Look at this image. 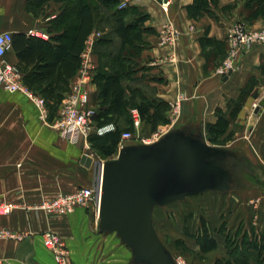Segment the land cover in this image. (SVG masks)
<instances>
[{"label":"crops","instance_id":"obj_1","mask_svg":"<svg viewBox=\"0 0 264 264\" xmlns=\"http://www.w3.org/2000/svg\"><path fill=\"white\" fill-rule=\"evenodd\" d=\"M193 3L194 0H171L167 11L154 1L128 6L132 9L128 13L134 11V15L126 18V22L130 23L138 13L145 16L137 50L129 49L135 66L134 77L144 79L141 87L145 96L168 105V121L158 127L169 126L171 130L200 136L207 145L228 153L225 168L232 174V185L225 192L208 191L156 206L151 214L152 225L155 230V209L202 197L197 203L207 212V221L215 231L211 236L216 248L202 253L193 238L182 235V239L193 242V252L186 255L190 264H264V253L258 255L255 249L243 251L250 240L264 238V45L240 50L232 62V72L226 77L220 73L229 53L227 37L231 27L242 23L249 30H263L264 17L254 15L258 7L256 0H206L197 17L187 12ZM61 6L60 0H0V33L42 39L50 43V54L55 55L53 38L58 30L53 25ZM169 21L180 35L174 45L160 47L159 32ZM99 28L98 12L95 29L79 53L75 74L66 78L58 66L50 80L34 84L40 88L30 91L53 105L59 101L52 99L54 96H46L45 88H59L55 94L64 99L78 78L85 54L91 72L87 89L94 109L97 90L93 78L101 64L100 54L110 57L115 53L113 49H120L119 36L110 33L108 26L104 30L108 29L110 42L101 49L98 41L106 31ZM4 60L20 69L25 87L24 78L30 79L33 70L42 72L37 68L41 65L37 55L25 64L12 49ZM180 96L184 99L173 120L171 108ZM63 99L56 109L46 106V119L41 120L37 108L24 94L0 88V200L13 206L9 215L0 216V229L22 236V240L0 242V261L2 264H57L42 244V233L50 231L62 240L69 264H135L131 249L116 233L99 229L94 204L76 208L64 216L49 215L41 208L60 195L91 186L97 175L93 166L87 169L80 163L90 144L88 147L83 142L69 144L52 128ZM254 105L258 106L254 108ZM222 120L224 126L220 125V130L224 132L218 137L222 145H216L209 141L208 130ZM129 143L125 146H130ZM90 153L93 161L101 162ZM223 227L236 239L234 245L239 249L234 252L227 249L228 235L220 232Z\"/></svg>","mask_w":264,"mask_h":264},{"label":"trees","instance_id":"obj_2","mask_svg":"<svg viewBox=\"0 0 264 264\" xmlns=\"http://www.w3.org/2000/svg\"><path fill=\"white\" fill-rule=\"evenodd\" d=\"M43 1V0H41ZM45 1V0H44ZM62 2L60 14L54 22L58 34L54 36L56 41L55 55L50 54L52 47L50 43L42 39H26L21 35H12V48L20 61L28 64L37 55L41 60V65L37 68L41 73L33 70L30 79L24 78L23 83L29 90L35 91L40 87H34V84L41 83L44 80H50L57 67L60 68V74L70 78L75 74L79 65V53L81 52L84 41L95 29V15L99 12L100 30L106 31L98 41L101 49L106 48L110 42L108 39V29L120 38V49H113L114 54L110 57L106 53L100 54L101 64L98 66L93 78V84L96 87L97 94L94 100L96 111L93 118V124L96 128L113 124L115 129L102 136L92 133L88 137V142L92 149L104 158H113L117 152L120 142V136L123 132H132V119L130 110L136 109L140 119V129L149 130L153 133L159 125L167 123L166 111L168 105L159 99L145 96V91L141 86L144 79L135 78L134 62L132 61V52L137 50L142 31L141 25L145 16L138 13L132 21L126 22L125 19L134 14L131 7L118 9L120 0H60ZM258 7L254 15L264 17V0H256ZM206 0H194L191 6L187 7V12L193 17H197L203 9ZM92 3L94 6L92 5ZM106 14L101 15L100 12ZM129 23V24H127ZM108 26L107 30H104ZM97 29V28H96ZM202 40V39H201ZM97 43V44H98ZM105 51H107L105 49ZM126 51V52H125ZM132 65V66H131ZM20 73V69L15 67ZM264 72V68H263ZM128 82V83H125ZM59 88L46 87L45 94L52 99L61 101L60 96L55 94ZM59 102L53 105L46 103L47 108L56 109ZM59 105V104H58ZM224 120L217 124V127L208 130V139L215 143L224 130H220V125L224 126ZM219 125V126H218ZM199 245L202 253H207L216 248V241L206 226L205 221L201 220V228L198 236L193 238ZM228 251L234 252L237 248L232 240L226 236ZM235 247L236 249L232 248ZM255 249L258 255L264 253V238L250 240L244 246V250Z\"/></svg>","mask_w":264,"mask_h":264},{"label":"water","instance_id":"obj_3","mask_svg":"<svg viewBox=\"0 0 264 264\" xmlns=\"http://www.w3.org/2000/svg\"><path fill=\"white\" fill-rule=\"evenodd\" d=\"M228 153L200 136L172 130L150 145H130L115 159L101 162L83 154L80 163L101 167L99 229L116 233L131 249L135 264H176L151 221L156 206H166L205 192H225L232 174Z\"/></svg>","mask_w":264,"mask_h":264},{"label":"built area","instance_id":"obj_4","mask_svg":"<svg viewBox=\"0 0 264 264\" xmlns=\"http://www.w3.org/2000/svg\"><path fill=\"white\" fill-rule=\"evenodd\" d=\"M154 1L163 9L167 8L171 0H120L118 9L127 8L132 3ZM32 33V31L30 32ZM98 36V33H96ZM180 33L172 22H167L159 32L157 44L160 47L172 46L178 39ZM41 38H46L44 34H39ZM229 45V53L224 68L220 71L221 75L228 76L233 68L232 62L238 52L242 49L248 50L254 45H264V29L263 30H249L244 24L236 23L229 30L227 37ZM12 48V34L9 32L0 33V88L9 92H20L24 94L37 108L39 118L46 119L47 109L44 100L27 87H25L20 78V73L17 69L7 63L4 57ZM86 55H82L83 62L78 72V78L70 87L69 92L62 101V107L58 112V116L52 123V128L69 144H79L83 142L88 147V137L95 133L102 136L115 129L113 124L96 128L93 124L95 111L90 103V93L87 89V84L90 81V66L85 61ZM184 99L180 96L172 105V116L175 120L179 114L180 103ZM258 105H254L256 108ZM132 119V132H123L120 136L119 147L122 148L128 142L140 141L141 145H150L169 133V126L158 127L149 137L139 139L134 134L139 130L140 119L136 109L130 110ZM86 155L92 158L90 150H87ZM93 159V158H92ZM103 162H101L102 164ZM101 194V167L97 172L93 184L86 188H81L74 193L67 195H60L50 202L44 203L41 208L49 215L64 216L71 214L76 208L86 207L88 204H94L96 217L98 218L99 203ZM13 210V206L0 200V216H7ZM43 247L49 250L57 264H69L66 257V250L60 237L50 231L43 232L41 235ZM5 239L22 240V236L13 234L7 230L0 229V242ZM176 264H184L178 258L174 259ZM0 264L2 262L0 261Z\"/></svg>","mask_w":264,"mask_h":264},{"label":"rangeland","instance_id":"obj_5","mask_svg":"<svg viewBox=\"0 0 264 264\" xmlns=\"http://www.w3.org/2000/svg\"><path fill=\"white\" fill-rule=\"evenodd\" d=\"M143 3V2H139ZM101 15L106 14L105 11L102 10L100 12ZM70 90V89H69ZM69 92V91H68ZM63 101V100H62ZM62 102L60 109L62 107ZM94 111H96V105L94 104ZM59 109V111H60ZM58 111V112H59ZM58 116V115H57ZM56 116V117H57ZM177 128V127H175ZM173 129V128H172ZM135 131V130H133ZM172 131L171 129L169 132ZM152 133L149 132V130H141L139 128L138 131L134 134L135 136H138L139 139L147 138ZM89 143V142H88ZM131 145H141L140 141H136L129 143ZM216 145H222V142L217 139L215 142ZM125 145V144H124ZM127 145V144H126ZM90 151L93 152V155L97 157V160L101 162H105L107 160L115 159L119 153V150L117 154L110 159H104L96 149H92L89 146ZM204 198V197H203ZM201 198H191L186 199L184 203H174L164 209H155L154 212V227L159 235V238L161 242L164 244V246L170 251V253L173 255L174 259L178 260L181 259L184 264H190L189 259L186 255L193 252V242L188 239H182V235L185 236V238L192 239L196 236H198V233L201 228V220L203 219L206 223V226L208 227L210 233L212 236L214 235L215 231H213L207 221V212L204 209L203 205H200L198 200H201ZM163 212V213H162ZM242 230V228L240 229ZM227 228L223 227L220 228V232L224 235H228L230 238H232L233 244H235L236 239L235 237L230 236L227 232ZM235 240V241H234ZM187 242L189 243L188 245ZM195 242V240H194ZM235 246V245H234ZM177 247V248H176ZM180 247V248H179ZM232 248L236 249L231 245ZM181 249V250H180ZM239 249V248H237Z\"/></svg>","mask_w":264,"mask_h":264}]
</instances>
